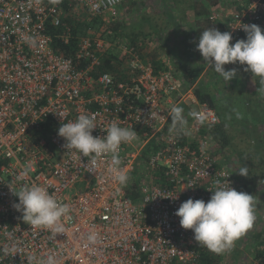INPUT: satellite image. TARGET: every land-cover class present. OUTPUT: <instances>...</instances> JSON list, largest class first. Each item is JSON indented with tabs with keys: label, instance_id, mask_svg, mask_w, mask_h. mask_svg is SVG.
I'll use <instances>...</instances> for the list:
<instances>
[{
	"label": "built area",
	"instance_id": "1",
	"mask_svg": "<svg viewBox=\"0 0 264 264\" xmlns=\"http://www.w3.org/2000/svg\"><path fill=\"white\" fill-rule=\"evenodd\" d=\"M123 1L0 0V264H47L49 257L55 264H199L207 248L181 227L175 212L189 198L207 202L217 180L243 192L211 151L210 132L221 121L214 108L200 104L193 111V137L186 128L179 135L169 132L177 97L186 102L194 95L182 91L184 81L173 69L157 72L152 59L128 40L117 44L86 34L72 57L53 48L49 22L60 26L69 16L109 19ZM252 24L264 30V0H251L234 13L223 32L231 33L234 44L246 36L242 27ZM70 37L68 28L62 38ZM109 49L121 52L120 79L100 71ZM81 114L95 117L94 137L105 136L102 129L115 122L146 138L132 152L127 148L133 142L122 144L119 153L124 172H140L137 203L116 181L110 156L97 157L93 167L89 158L63 147L59 127ZM152 139L160 146L145 158L142 148ZM32 184L69 205L62 232L33 229L14 208L19 199L12 190ZM91 230L98 234L94 245L86 240Z\"/></svg>",
	"mask_w": 264,
	"mask_h": 264
},
{
	"label": "clouds",
	"instance_id": "2",
	"mask_svg": "<svg viewBox=\"0 0 264 264\" xmlns=\"http://www.w3.org/2000/svg\"><path fill=\"white\" fill-rule=\"evenodd\" d=\"M246 39L230 44V32L221 33L218 29L210 27L200 33L197 50L200 52L205 64L219 76L229 82L236 77L235 68L225 70L226 64L246 65L245 71L252 77H259L264 84V32L256 24L244 25ZM196 118L195 112L190 113ZM170 133L183 134L186 128L184 109L173 106L170 109ZM154 119V115L150 114ZM95 117L87 114L79 115L75 121L61 124L58 135L66 141L63 147L74 150L79 155L89 158V162L96 164V158L108 155L111 158L113 171L117 172L116 181L126 186L129 176L120 168L122 159L119 155L122 144L134 142L137 132L128 127H122L113 122L106 129V135L94 137L92 132L96 129ZM29 167L17 176L20 181L28 173ZM238 174L247 177L249 169L240 167ZM212 192L210 199L189 198L183 202L175 215L180 218V225L185 230H192L194 240L199 246L221 255L230 251L237 240L253 227L256 219L254 214V196L246 192H239L229 184L225 186L219 180L216 186L209 189ZM19 202L14 208L22 213V219L33 229H52L59 233L63 231L62 217L70 212L68 204L59 202L53 195L38 184L22 185L19 191L12 190ZM171 198V197H168ZM176 196L173 200L177 199ZM150 201V200H148ZM87 244L94 245L98 241V234L91 230L86 236ZM47 264H55L53 257H49Z\"/></svg>",
	"mask_w": 264,
	"mask_h": 264
},
{
	"label": "rangeland",
	"instance_id": "3",
	"mask_svg": "<svg viewBox=\"0 0 264 264\" xmlns=\"http://www.w3.org/2000/svg\"><path fill=\"white\" fill-rule=\"evenodd\" d=\"M133 1H135L133 4L131 3L132 1H130L127 2L124 7L120 6L115 11V14H112L113 16L111 15L109 19L120 18L122 20H126L129 31L139 32L143 29L145 32H151L153 27L155 31L158 32L159 30L160 32H158V34L151 33V35L146 38L144 35L140 38L142 44L145 46L146 57L153 60L154 57L159 59V57L165 56V62L168 64V68L173 69L181 77V69L179 67L178 58L175 56V53L171 54L170 51L177 50L178 53H182L183 50H188L191 47V45L186 42L188 39L182 35V33L188 32L189 29L181 27L180 33H178V27H175V25L178 26L177 23H181L180 21L183 20L187 14H189L186 11L188 8L186 0ZM232 12L233 11H231V14L227 11L216 12L215 15L217 18L214 21L217 26H221L219 30L221 33H223L225 23L228 22L226 21L228 19L227 17L231 16L233 14ZM169 18L173 20L171 21ZM182 23L184 24V22ZM103 30L104 28H101L98 31L96 28H91L87 34L90 36H100ZM128 39L129 38L127 37L125 40ZM194 46V56L201 57V59H199V64L205 66L203 70L205 74L203 75L206 77L205 79L209 82V86L213 87L212 90L215 93L216 98L218 99L223 97L220 103L227 107L230 105L232 91L240 89L237 85H235L233 80L239 78L242 71V76H244L245 72H247L244 70L245 65L242 66L239 63L226 64L230 70L235 68L237 71V77L227 82L223 80L219 74H214L215 72L211 70L203 61L200 52L196 48V44ZM188 90L189 89H186L185 83H183L182 91L186 92ZM216 91H218V93ZM218 95L222 96L219 97ZM241 99L243 102L238 98L235 100V107L238 110V113L245 112L246 109L244 96ZM217 104L220 105L219 102H217ZM199 107L200 105L194 103L187 111L188 117H190V113L194 110H198ZM254 112L255 113H253L252 117L254 116L257 118L259 117L261 109L256 108L254 109ZM255 120L258 121L257 119ZM235 121L238 122L239 125H243L241 117L235 118ZM258 125H261V123H258ZM254 126L257 127L256 124H254ZM187 128V133L193 137L195 135V128H193V130L190 129L188 123L186 124V129ZM255 136L257 135L252 133L251 138L254 139ZM137 137L138 138L133 142V144L127 148L130 152L134 151L137 147L140 148L141 146L139 145H143L147 141L143 136ZM235 142V146L233 145V147H222L219 143L212 140L211 151L214 152L215 158H217L222 165L231 170L235 179L241 183L243 192H245L244 182L248 179L253 181L251 190L249 191L250 193L248 194L254 196V214L256 219L253 227L248 230L246 237L242 240L243 243H241L238 247L239 250L234 249L231 252L218 255L220 261L217 264H264V252L261 257L257 256V251H264V244H259V240L264 239V139H256L254 142H238L237 139H235ZM244 166L249 169L247 177L238 174L239 168ZM79 190V187L74 188L71 190V193Z\"/></svg>",
	"mask_w": 264,
	"mask_h": 264
},
{
	"label": "trees",
	"instance_id": "4",
	"mask_svg": "<svg viewBox=\"0 0 264 264\" xmlns=\"http://www.w3.org/2000/svg\"><path fill=\"white\" fill-rule=\"evenodd\" d=\"M133 4L135 1L133 0H124L121 4V7H124L127 2H130ZM251 0H241L237 3H233L235 6V11L232 13L240 12L243 8H245ZM215 4L218 3V1H213ZM235 2V0H234ZM213 5L209 4L206 5L205 10L201 11L199 15L204 16L203 21H201V25L199 27V32H203L204 30L209 29L210 27L220 30L221 26H217L214 19L210 16V8ZM232 14V15H233ZM228 16L229 19L232 17ZM227 17V18H228ZM170 19V18H169ZM171 21L173 19H170ZM170 22V21H168ZM47 28L49 33L53 36V42L52 46L55 49V51L64 56L72 57L75 55L76 51L78 50V43L79 38L81 36H85L89 29L96 28L97 31L101 28H104L103 32L100 34V36L104 39H107L114 43H121L123 40H125L127 37L129 38L128 41L138 47L140 50L141 55H143L144 58H146V52H145V46L142 44L140 38L142 35L148 37L151 35V33L158 34L160 32L158 30L155 31L154 27L151 32H145L143 29L141 31H129L128 25L126 20L118 19V18H111V19H105L104 16L95 17L91 19L90 21H81L77 20L71 16L65 18L60 26H55L52 23L47 24ZM68 28L71 30V37L68 42L65 41V39L62 38V33L65 32ZM179 29V27L177 28ZM180 31V30H179ZM264 32V30H262ZM200 33L198 34V38L200 36ZM187 38V37H186ZM242 39H246V36ZM193 47V46H192ZM193 49L183 50L182 53H178L177 50H171L170 53H175V56L178 58L179 67L181 69V77L182 80L185 83L186 89H192L194 92V95L198 102L200 104H207L210 107L214 108L216 112L218 113L220 117V123L213 126L210 132V136L212 140L219 143L222 147H228L231 143V136L228 132L227 126L229 125V122L231 121V114H230V105L227 107L223 106L220 101L221 98H216L215 93L213 92V87L209 86V82L206 77L204 76V65L199 64V61H193L196 57L194 56L195 53L192 52ZM102 61L103 64L100 67V71H109L111 72L116 79H120L121 73L120 69L123 66L124 61H121V52L118 49H109L104 52L102 55ZM153 63L155 65L156 71L160 72L162 70L169 69L168 64L163 61L162 59H158L157 57L153 58ZM246 67V65H245ZM225 70H230L227 65H224ZM204 74V75H203ZM217 74V73H214ZM234 83H238V81L234 80ZM218 93V91H216ZM217 102H219L218 105ZM225 111V112H224ZM225 114V115H224ZM232 122V121H231ZM206 131H202V134H206ZM160 146V143L157 141V139L150 140L143 148H142V155L146 158L151 153L156 151ZM162 173V172H161ZM157 176V179L164 183V177L160 175V173L155 174ZM129 180L124 186V190L126 192L127 197H129L134 202H138L141 197V178H140V172L138 170H134L130 173H128ZM245 192L249 193V190L245 187ZM259 244H264V239L259 240ZM263 250L257 251V256H262ZM220 261L219 256L208 249H202L201 250V258L199 264H217Z\"/></svg>",
	"mask_w": 264,
	"mask_h": 264
},
{
	"label": "crops",
	"instance_id": "5",
	"mask_svg": "<svg viewBox=\"0 0 264 264\" xmlns=\"http://www.w3.org/2000/svg\"><path fill=\"white\" fill-rule=\"evenodd\" d=\"M213 1L214 0H186V4H188V8L186 11L189 14H187L186 17L180 21L181 23H177L178 26L175 25V27H179V29H177L178 33H180L179 30H181L180 29L181 27H185L189 29L188 32H184L182 33V35L185 38L187 37L188 41L186 42H188L189 45H191V50L193 49V47H195L194 45L195 44L197 45L198 43V34L200 33L198 30L201 25V21H203V17H204L202 15L200 16L199 13L205 10L206 5H209V4L213 5L210 8V16L213 19V16L216 14V12L227 11L229 12V14H231V11H235V6L233 3H237L238 1H241V0H235V2L234 0H215V1H218V3L215 5H214L215 2ZM228 20H229V17L226 21ZM182 22H184V24ZM192 52H194V50ZM161 58L164 61H166L165 56L159 57V59ZM194 58L195 59L193 61L195 60L199 61V59H201V57L199 56L194 57ZM242 75H243V71H242V74L239 75V78L235 79V81H238V83H235V85H237V87H239L240 89L232 91V95H231L232 99L230 98V114H231L232 122L230 121L229 125L227 126L228 132L231 136V143L228 147H233V145L235 146V143H236L235 139H237L238 142L240 141L254 142L256 139H264V84L260 82L259 77H252V74L250 72H245L244 74L245 77ZM179 96L176 99L177 106L182 107L186 111V113L188 109L191 108V106L194 103L200 105L195 95H190L191 99L187 100L186 102L182 101V99L179 98ZM243 96H244V104H245L246 109H245V112L238 113V110L235 107V100L237 98L242 100L241 98ZM256 108L261 109V112H259L261 115L259 114V117L257 118L254 116L252 117L253 113H255L254 109ZM239 117H241V120L243 123L242 126L239 125V123L235 121V118H239ZM186 118L188 120V126L190 127V129L193 130L194 128L193 125H195V121L193 117L190 115V117L187 116ZM255 119H257L258 121H256ZM258 123H261V125H258ZM254 124H256L257 127H255ZM252 133H255L257 135L254 137V139L251 138ZM248 180H246L244 183H245L246 189L250 191L253 181L250 179ZM242 240L238 242L235 248L236 250H239L238 247L240 246L241 243H243Z\"/></svg>",
	"mask_w": 264,
	"mask_h": 264
}]
</instances>
